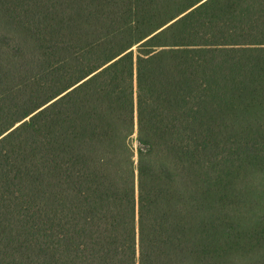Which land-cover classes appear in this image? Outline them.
Listing matches in <instances>:
<instances>
[{
    "label": "trees",
    "instance_id": "trees-1",
    "mask_svg": "<svg viewBox=\"0 0 264 264\" xmlns=\"http://www.w3.org/2000/svg\"><path fill=\"white\" fill-rule=\"evenodd\" d=\"M0 264H264V0H0Z\"/></svg>",
    "mask_w": 264,
    "mask_h": 264
}]
</instances>
